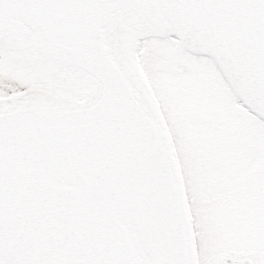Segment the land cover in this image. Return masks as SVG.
Returning a JSON list of instances; mask_svg holds the SVG:
<instances>
[{"label": "snow or ice", "instance_id": "snow-or-ice-1", "mask_svg": "<svg viewBox=\"0 0 264 264\" xmlns=\"http://www.w3.org/2000/svg\"><path fill=\"white\" fill-rule=\"evenodd\" d=\"M0 264H264V0H0Z\"/></svg>", "mask_w": 264, "mask_h": 264}]
</instances>
